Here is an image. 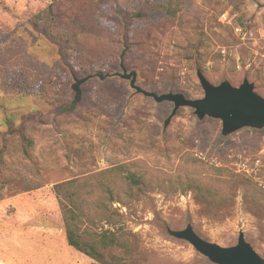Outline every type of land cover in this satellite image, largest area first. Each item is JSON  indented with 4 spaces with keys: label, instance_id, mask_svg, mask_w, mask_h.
<instances>
[{
    "label": "rangeland",
    "instance_id": "374dc122",
    "mask_svg": "<svg viewBox=\"0 0 264 264\" xmlns=\"http://www.w3.org/2000/svg\"><path fill=\"white\" fill-rule=\"evenodd\" d=\"M169 1L0 0V264H97L66 243L53 185L76 178L96 187L100 172L126 162L160 176L228 167L240 180L227 188L213 180L223 195L214 205L157 185L120 201L106 197L128 244L111 248L109 263L221 264L170 233L188 225L224 248L242 237L264 263V127L222 134L220 119H199L188 106L165 125L173 103L115 75L123 53L127 73L148 91L201 98V70L214 85L247 79L264 98V0H178L174 21L156 8ZM51 3L65 25L55 32L75 31L79 43L50 37L47 20L33 23ZM95 73L109 76L88 78L75 100V80ZM245 158L249 173L237 170Z\"/></svg>",
    "mask_w": 264,
    "mask_h": 264
},
{
    "label": "trees",
    "instance_id": "16d2710c",
    "mask_svg": "<svg viewBox=\"0 0 264 264\" xmlns=\"http://www.w3.org/2000/svg\"><path fill=\"white\" fill-rule=\"evenodd\" d=\"M54 7V3L48 4L41 12L33 16V23H37L36 19L40 20V22L47 20L45 32L50 37L59 39L67 46L71 45V41L76 44L79 43L75 31L67 30V34H65L64 30H60L58 34L55 32L59 26L63 28L65 25H62V21L58 19ZM156 8L165 14L167 20L174 21L177 17L179 1L170 0L167 4L156 5ZM167 68L170 69V66H167ZM39 87L34 86L32 90L36 92L42 91L41 89L38 90ZM209 168L212 173L190 174L180 171L175 174H163V176H160L158 174L154 175L153 172L140 174L133 170L129 162H126L100 172L99 175L102 177L98 179L96 187L95 185L89 186V188L82 187L80 180L76 178L55 183L53 190L61 205L66 243L76 251L94 260L97 264H128L118 260L109 263L106 259L107 253L111 248L118 247L127 250L128 244L123 227L119 222H115L114 215L109 213L103 199L113 196L118 201H120V197L132 198L144 188L157 185L159 187L172 188V191L178 189L191 191L194 194V199L199 203L214 205L223 198V195L220 189L217 188V183L212 181L221 179V183L225 184L227 188L233 187L240 179L236 177L238 173L231 168L218 166H209ZM243 179L245 180V178ZM106 180H113L114 184L117 185L119 183V185L110 187L105 183ZM246 181L253 191L259 192L255 182L250 179H246ZM95 190L98 192H95ZM93 217L98 218L97 222L104 220L107 227L95 229L94 226H96L97 222L93 220Z\"/></svg>",
    "mask_w": 264,
    "mask_h": 264
},
{
    "label": "water",
    "instance_id": "95a60500",
    "mask_svg": "<svg viewBox=\"0 0 264 264\" xmlns=\"http://www.w3.org/2000/svg\"><path fill=\"white\" fill-rule=\"evenodd\" d=\"M120 68L123 73H116L115 75L130 79V87L135 89L136 92L151 97L156 102L170 101L173 103V108L165 121V125L179 107L188 106L194 109V113L199 119L204 118L205 115L220 119L222 134L231 133L244 126L264 127V98L254 91L253 84L248 82L247 79H244L239 87L232 86L226 81L214 85L201 70H197L196 75L204 90V95L198 99H190L182 93L166 92L159 94L137 86L135 84L136 73L134 70L127 73L122 55ZM92 76L104 79L109 74L95 73L76 79L72 85L76 93L75 100H78L80 95L79 85ZM170 233L188 240L197 250L221 264H264L242 237L238 238L236 245L224 248L200 239L193 232L190 225L183 230Z\"/></svg>",
    "mask_w": 264,
    "mask_h": 264
},
{
    "label": "built area",
    "instance_id": "2783aa9c",
    "mask_svg": "<svg viewBox=\"0 0 264 264\" xmlns=\"http://www.w3.org/2000/svg\"><path fill=\"white\" fill-rule=\"evenodd\" d=\"M222 17L225 19L226 18V14H222ZM228 23L231 24V21L228 20ZM234 29H235V32H237V33H240L241 32V28L238 27V26H235ZM247 161H248V159L245 158V164H244V162H242L241 164H239V168H237V170L238 171H244L246 173H249L250 168L248 167Z\"/></svg>",
    "mask_w": 264,
    "mask_h": 264
}]
</instances>
